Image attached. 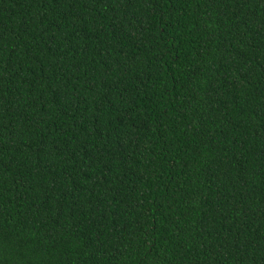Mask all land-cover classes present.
Masks as SVG:
<instances>
[{
  "label": "trees",
  "instance_id": "1",
  "mask_svg": "<svg viewBox=\"0 0 264 264\" xmlns=\"http://www.w3.org/2000/svg\"><path fill=\"white\" fill-rule=\"evenodd\" d=\"M0 264H264V0H0Z\"/></svg>",
  "mask_w": 264,
  "mask_h": 264
}]
</instances>
